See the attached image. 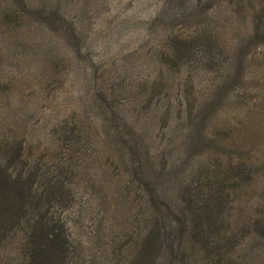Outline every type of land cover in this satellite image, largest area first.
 <instances>
[{"label":"trees","instance_id":"16d2710c","mask_svg":"<svg viewBox=\"0 0 264 264\" xmlns=\"http://www.w3.org/2000/svg\"><path fill=\"white\" fill-rule=\"evenodd\" d=\"M6 1L0 0V18L7 20L15 37L20 35L19 40L27 41L20 43L24 50L43 43V31L59 29L65 35L74 31L71 22L64 18L73 0H10L12 4ZM217 6L220 15L230 17L231 21L232 16L239 15L245 28L237 45L230 47L227 57L232 60H226V73L218 80L212 78L213 83L201 96L193 78L181 74L182 62L192 52L189 38L172 34L165 52L166 69L175 72L171 81L156 87L160 81L154 78L134 86L135 106L143 97L156 100L155 95L160 93L165 94L166 102L158 107L154 101L144 113L122 116L126 126H115L120 132L121 126L132 129L137 125L141 133L143 127L157 123L166 131L163 146L157 144L154 150L143 147L148 145L145 135L140 140L122 135L111 139L116 161L123 168L120 177L125 178L115 180L112 206L108 204L106 209L114 220L122 219L130 229L124 233L128 239H120L115 233L119 244L108 242L114 245L109 260L119 264H264V166L253 169V162L245 158L231 162L232 158L226 157L223 163L217 153L216 163L203 164L197 153L201 144L215 148L228 144L218 137L219 130H210V126L214 127L213 119L220 114L221 102L248 108L245 101L226 96V91L246 79L248 62L258 65L261 54L259 64H264V0H226ZM202 10L205 11L204 7ZM9 26L0 23L6 46L9 40L4 29L8 31ZM239 41L260 54L247 56ZM44 46L53 47L47 41ZM84 74H90L88 67ZM85 96H96V92L87 89ZM96 99V113L101 116L98 125L103 123L102 132H98L104 136L105 128L113 120V113L108 114L105 108L111 107V101L106 96ZM28 129L22 134L14 132L9 138L8 133L0 131V248L5 247L17 256L14 264H68L73 259L74 244L80 242L71 241L66 220L58 209L69 206L72 200L69 185L77 164L73 147L80 144L79 129L73 120L51 124V132H40V137L37 132L43 128L30 125ZM43 141L44 146L52 148L46 153L54 159L51 165L35 153ZM164 146L168 148L165 150ZM188 152H193L192 157L201 164H192L181 176L173 177L172 191L159 188L157 177L170 170L173 153L186 160ZM72 155L76 164L70 162ZM160 160L168 161V171L165 165L158 167ZM148 172L154 179L149 178ZM244 196L248 208L238 206ZM112 225L106 224V240ZM123 248L128 257L123 255ZM93 257L96 256L92 255L91 263H99Z\"/></svg>","mask_w":264,"mask_h":264},{"label":"rangeland","instance_id":"374dc122","mask_svg":"<svg viewBox=\"0 0 264 264\" xmlns=\"http://www.w3.org/2000/svg\"><path fill=\"white\" fill-rule=\"evenodd\" d=\"M73 1L64 12V18L71 22L74 31L67 35L59 29L43 31V43L29 50H24L20 44L27 41L19 40L20 35L15 37L7 20L0 18V23L9 26L8 31L4 29L5 38L9 40L7 46L0 34V39L3 38V43L0 42V131L8 133L9 138L14 132L22 134L32 125L43 128L38 130L39 136L40 132L50 133L51 124L57 121L76 122L81 140L73 147L77 164L73 155L70 161L76 164L69 185L72 200L69 206L58 209L66 220L71 241L80 242L74 244L73 259L68 264H92V255L96 256L93 258L99 262L97 264L108 261V264H119L109 260L114 245L108 242L119 244L116 234L120 239H128L124 233L130 226L122 223V219L114 220L106 209L108 204L112 206L111 195L116 192L113 186L123 170L116 161L113 136L140 140L145 135L148 145L143 147L154 150L157 144L163 146V132L166 131L157 123L150 128L143 127L141 133L137 125L132 129L122 127L126 126L122 116L128 118L132 112L144 113L154 101L158 107L166 102L165 94L160 93L155 95L156 100L143 97L135 106V84L155 78L160 81L157 87L161 82L171 81L175 72L166 69V45L172 34H180L189 38L192 51L182 62L181 74H189L200 88L201 96H205L213 83L212 78L218 80L226 73V60L231 59L227 57L230 47L237 45L245 28L239 15L232 16V21L230 17L220 15L217 3L226 0ZM11 7L16 8L15 5ZM46 41L53 47L44 46ZM239 47L247 56L260 54L243 41H239ZM261 59L260 54L258 65L248 62L244 72L246 79L226 91V96L245 101L248 108L225 101L218 105L220 114L213 119L214 127L210 126V130H219L218 137L228 144L222 142L225 146L218 148L199 145L198 161H204L203 164L216 163L214 154L217 153L223 163L226 157H231V162L245 158L253 162V169L264 166V64H259ZM87 67L90 74L85 75ZM90 78L94 85L92 80L88 82ZM87 89L95 90L96 96H85ZM97 96H106L111 101V107L105 108L108 114L113 113L110 117L113 120L111 126L105 128L107 134L104 136L98 132H102L103 123L98 125L101 116L96 113ZM118 123L122 125L120 132L115 129ZM167 148L164 146L165 150ZM37 151L35 153L40 154L47 165L54 163V159L46 155L52 148L44 146V141ZM192 154L188 152L189 159L182 160L181 155L173 153L169 171L168 161H158V167L165 165L168 171L157 177L159 188L172 191L173 177L181 176L192 164H201ZM149 178L154 179L152 175ZM244 198L238 206L248 208ZM110 223L113 225L107 241ZM112 236L116 237L113 239ZM123 249V255L128 257ZM0 255V264L17 261V256L5 247L0 248Z\"/></svg>","mask_w":264,"mask_h":264}]
</instances>
